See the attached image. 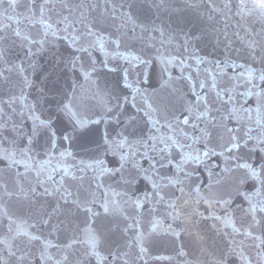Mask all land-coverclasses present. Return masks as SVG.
<instances>
[{
    "label": "snow or ice",
    "instance_id": "6c2138e0",
    "mask_svg": "<svg viewBox=\"0 0 264 264\" xmlns=\"http://www.w3.org/2000/svg\"><path fill=\"white\" fill-rule=\"evenodd\" d=\"M0 264H264V0H0Z\"/></svg>",
    "mask_w": 264,
    "mask_h": 264
}]
</instances>
